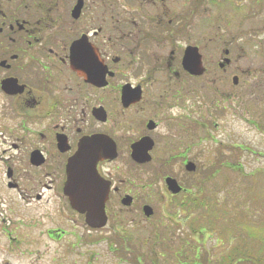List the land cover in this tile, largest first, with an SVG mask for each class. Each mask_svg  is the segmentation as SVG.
<instances>
[{
	"label": "flooded vegetation",
	"instance_id": "obj_1",
	"mask_svg": "<svg viewBox=\"0 0 264 264\" xmlns=\"http://www.w3.org/2000/svg\"><path fill=\"white\" fill-rule=\"evenodd\" d=\"M237 2L227 8L244 24L251 1ZM202 4L0 0V264H58L61 243L77 242L141 264L130 249L139 239L129 235L160 206L170 214L198 209L220 163L241 171V144L212 147L235 118L227 103L239 83L230 59L235 22L222 35L198 36L196 25L189 35ZM210 43L219 50L207 66ZM76 190L106 192L102 227L87 224V212L70 201ZM230 205L215 200L213 209ZM77 228L79 239L67 240Z\"/></svg>",
	"mask_w": 264,
	"mask_h": 264
},
{
	"label": "rangeland",
	"instance_id": "obj_2",
	"mask_svg": "<svg viewBox=\"0 0 264 264\" xmlns=\"http://www.w3.org/2000/svg\"><path fill=\"white\" fill-rule=\"evenodd\" d=\"M187 1L189 8L191 1H203L202 17L194 25L193 20L196 18H193L189 35L196 34L195 25L198 36V31H202L205 36L207 31L222 35V27L225 29L228 22L230 25L232 21L235 22V25L232 24V32L236 35L230 59L239 83L235 87L234 103L231 100L232 103L227 102L230 110L235 108V118L229 130L220 126L215 134L216 144L212 147L218 148L220 142L231 146L241 144L246 149L239 155L242 156V168L234 174L220 163L221 177L210 185L207 202L198 209L184 212L185 210L179 207L171 210L170 214L160 206L150 222L140 226L138 236L129 235L133 240L137 237L136 241L139 239L140 243L136 242L137 246L130 249H134L142 264H150L148 255L151 250L154 264H217L222 256H226V252H241L246 247L256 254L255 258L258 256V259L261 258L264 262V131H256L254 126L255 123L264 124V4L256 3L264 0ZM237 1H251L250 7L253 11L244 24L239 22V19L235 20L229 10L233 6H242ZM216 50H219L218 46L211 43L203 48L205 65L210 66L217 61ZM258 80H261L263 87H253V83ZM207 81L204 86H207ZM214 85L217 83L213 81ZM218 88L219 93L223 92L220 86ZM203 148L206 152L205 144ZM191 151H195V148ZM2 174L0 168V176ZM223 176L225 179L230 178L229 184L223 182ZM221 199L230 202L229 211L226 208L217 211L213 209L214 201ZM173 211L176 217H173ZM170 217L174 220H170ZM77 230L79 229H75L66 239H79ZM79 244L75 243L71 249L61 243L58 264H130L128 261H121L127 259V256L132 257L130 253L119 251L111 254L105 246L81 247ZM208 250L209 255L206 253ZM197 252L199 254L195 260ZM89 255H92V258H89ZM251 261L241 264H255V259Z\"/></svg>",
	"mask_w": 264,
	"mask_h": 264
},
{
	"label": "water",
	"instance_id": "obj_3",
	"mask_svg": "<svg viewBox=\"0 0 264 264\" xmlns=\"http://www.w3.org/2000/svg\"><path fill=\"white\" fill-rule=\"evenodd\" d=\"M196 58L199 60L198 56H196ZM186 168L189 172L194 170V166L191 163H189ZM68 175H71V173H68ZM106 198L107 194L105 191H98L94 195H89L88 193H85L84 190H76L73 194L69 195V199L74 203L75 208H78L83 212L81 214L87 212L85 221L87 224L93 225V227H97L94 221H92L93 219L101 221L100 226L98 227H102L105 224L104 202ZM145 213L146 215H149L148 208L145 210Z\"/></svg>",
	"mask_w": 264,
	"mask_h": 264
},
{
	"label": "trees",
	"instance_id": "obj_4",
	"mask_svg": "<svg viewBox=\"0 0 264 264\" xmlns=\"http://www.w3.org/2000/svg\"><path fill=\"white\" fill-rule=\"evenodd\" d=\"M206 253L209 255V250L208 252L206 251ZM227 253L228 252H226V256L225 255L222 256V259L218 261L217 264H241V263H247V262L251 263L252 262L251 260H254V259H255V264H264L263 259L261 258L258 259V256L255 258L256 254L251 253L250 248H247V247L244 248V250H242L241 252H238L237 250L235 252H232L231 254L228 253L229 255ZM198 254L199 252H197L196 257H198L197 256ZM148 256H149L150 264H154L153 263L154 255H153L152 250Z\"/></svg>",
	"mask_w": 264,
	"mask_h": 264
}]
</instances>
